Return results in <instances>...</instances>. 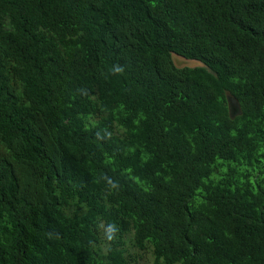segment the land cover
<instances>
[{"label":"trees","instance_id":"obj_1","mask_svg":"<svg viewBox=\"0 0 264 264\" xmlns=\"http://www.w3.org/2000/svg\"><path fill=\"white\" fill-rule=\"evenodd\" d=\"M129 248L264 264V0H0V264Z\"/></svg>","mask_w":264,"mask_h":264},{"label":"rangeland","instance_id":"obj_2","mask_svg":"<svg viewBox=\"0 0 264 264\" xmlns=\"http://www.w3.org/2000/svg\"><path fill=\"white\" fill-rule=\"evenodd\" d=\"M171 57L174 60L172 63L176 67H183V66L191 67L198 65V63L195 61L185 60L175 55H171ZM226 102H227L229 115L231 117L237 115L238 108L236 103L229 96H226ZM95 230L98 234V244L99 246H101L102 243L104 242L103 238L106 234V229L103 224L99 223L95 226ZM128 252H129V257L134 262V264H153L152 256L149 250L139 251L134 248H129Z\"/></svg>","mask_w":264,"mask_h":264},{"label":"clouds","instance_id":"obj_3","mask_svg":"<svg viewBox=\"0 0 264 264\" xmlns=\"http://www.w3.org/2000/svg\"><path fill=\"white\" fill-rule=\"evenodd\" d=\"M114 71H115V72H123L124 69H123L122 66L117 65V66H115ZM109 183L111 184L112 182L109 181ZM112 186L115 187L116 185L113 184ZM117 231H118V228H117L114 224H110V225L108 226L107 231H106L107 239L110 240V241L113 240V239L115 238V233H116Z\"/></svg>","mask_w":264,"mask_h":264}]
</instances>
